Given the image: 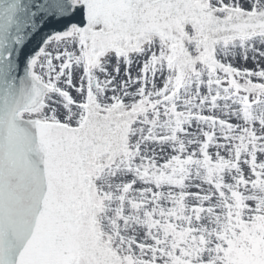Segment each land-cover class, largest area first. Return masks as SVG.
Here are the masks:
<instances>
[{
	"label": "snow or ice",
	"instance_id": "snow-or-ice-1",
	"mask_svg": "<svg viewBox=\"0 0 264 264\" xmlns=\"http://www.w3.org/2000/svg\"><path fill=\"white\" fill-rule=\"evenodd\" d=\"M0 264H264V0H0Z\"/></svg>",
	"mask_w": 264,
	"mask_h": 264
}]
</instances>
